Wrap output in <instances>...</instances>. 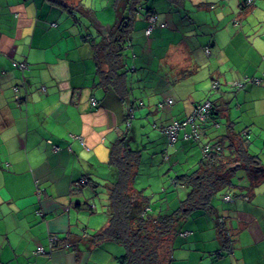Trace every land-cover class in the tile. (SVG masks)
<instances>
[{"label": "crops", "instance_id": "crops-1", "mask_svg": "<svg viewBox=\"0 0 264 264\" xmlns=\"http://www.w3.org/2000/svg\"><path fill=\"white\" fill-rule=\"evenodd\" d=\"M140 1L129 14L125 0H105L120 16L131 19L125 45L135 51L137 43L149 40L138 55L154 63L155 59L150 58L153 50L163 75L151 86H133L138 59L136 54H130L131 59L125 60L122 52L127 72L122 89L117 91L103 86L98 78L91 46L97 41L91 39V33L84 27L95 22V13L103 0H0V264H91V258L93 264H116L114 256L104 259L97 247L100 242L91 241L95 232L89 235L92 230L84 226L83 215L79 216L81 206L87 208L88 203H82L80 197L85 188L96 192L101 181L97 175H102L99 169L104 163L111 179H102L110 187L117 172L108 162L115 149L120 153L116 159L130 167L132 176L140 158L141 126L147 122L152 121V129L161 133V128L186 118L190 110L204 102L211 101L217 110L211 116L213 121L206 122L211 124L209 127L199 126L201 134L196 139H184L185 134H190L188 127L185 132L179 131L181 158L177 161L185 169L171 173L170 183L176 189L187 186H176L173 178L197 170L203 156L201 149L210 144L208 141L214 144L226 135L245 141L253 156L263 155L251 151L248 141L254 135L249 128L264 125V57L260 55L264 44L263 38L256 37L257 31L264 30V19L257 25L254 9L263 1L255 0L250 7L240 10L238 15L243 23L232 26L242 30L245 25L255 32L252 41L259 45L256 51L246 49L249 43L242 35H228L220 30L219 19L214 28L208 25L207 15L205 20L195 17L201 10L218 13L220 6L231 7L232 0H190L189 5L184 0L179 2V8H170L173 5L167 2L170 6L166 10L165 5L160 12L154 8L159 14L158 27L151 36L143 33L146 11L137 19ZM243 2L238 4V10ZM96 25L99 31L112 28L98 22ZM81 26L88 32V41L77 39L84 31ZM194 35L196 44L191 40ZM235 46L244 50L235 51ZM16 60L28 62V68L23 72L14 69L11 62ZM178 68L181 78L174 79L176 84L171 88L173 83L168 79ZM187 76L196 93L190 95L193 98L188 99V106L180 108V119H169L166 112L172 109L175 100L182 101L173 88ZM253 79L262 82L254 84L250 82ZM212 81L219 83L214 91ZM230 82L244 84L236 88ZM18 86L14 93L13 87ZM24 86L25 90L21 88ZM42 87L45 92H41ZM24 95L22 102L14 100V96ZM168 99H173L172 105L164 104ZM161 102L163 107L159 108ZM144 138L142 134L141 140ZM228 141L225 139L223 143ZM53 146H58L59 151ZM227 167H241L240 160ZM262 174L248 189L243 172L242 183L231 189L235 193L221 195V200L229 205L222 208L209 203L208 209L216 215L210 221L212 226L207 223L197 236L187 229L178 230L175 243L199 242L204 249L202 259L206 258L200 264H264V170ZM225 195L230 198L224 200ZM178 203L174 208L180 211L179 221L185 210H180L182 200ZM251 224L258 226L261 234L249 231ZM185 231L189 234L181 235ZM50 237H55L51 248ZM38 246L45 253L35 254ZM200 258L198 255L194 264Z\"/></svg>", "mask_w": 264, "mask_h": 264}, {"label": "rangeland", "instance_id": "rangeland-1", "mask_svg": "<svg viewBox=\"0 0 264 264\" xmlns=\"http://www.w3.org/2000/svg\"><path fill=\"white\" fill-rule=\"evenodd\" d=\"M241 1L242 0H232L231 7L224 6V5L220 6L219 9L221 8V11L218 13L215 10H210L207 12H204L203 10H201L200 15L195 16V17H197L200 20H205L206 18L205 15H207L209 18L208 25H211L214 28L216 26V22H218V19H219L220 21H219L218 26L220 30H224L228 35H232V34H238L239 36L242 35L243 38L249 43L248 45H246V49L248 48L249 51H256L259 45L257 43L254 44L252 41V38H254L255 32L251 31V29L245 25L242 30L241 28H233L231 25L233 19L240 18V15H238L239 13L238 4ZM261 1L263 2H258L256 6L254 7L255 15L258 18L255 21L257 25L261 24L260 19H264V0H261ZM167 2L168 0H141L140 5L142 4L143 6L138 12L137 19L140 20L142 18L143 14L145 13V8L148 7L150 3L152 4V5L150 4L151 6H153L155 9H157V11L160 12V9L162 8L163 5H165V8H164L165 10L167 9L168 6H170ZM185 4L189 5L190 0L185 1ZM170 8H174V7H170ZM189 9H191L190 11L195 13V10L193 8H189ZM185 14L186 13H184L183 15ZM85 19L83 22L84 24H86ZM115 20L117 21L116 11H114V9L111 8L110 5H106L105 0H103L102 5L98 9V11L95 13V22L91 23L90 25L86 24L84 25V27H86L87 30L91 33L92 40L99 41L102 39V35L97 28V25H96L97 22L100 24L111 26L115 22ZM84 27L81 26L82 29ZM187 27L189 28V26ZM87 34L88 32L86 30L83 31L81 36L79 33L77 35L78 41L81 42L83 40L82 37H85ZM256 37L263 38L262 43L264 44L263 28H262V31H257ZM196 38L197 37L195 35L194 37H192L191 40L193 41V44H196ZM142 41L144 44L139 42L135 45L134 47L135 51H133L129 47L127 48V50L126 48L123 49L125 60L131 59L130 54H134V55L136 54V58L139 61L138 63V61H136V58L134 59L136 61L135 64L137 65V70L134 75L133 86H136V85L137 86H141V85L151 86L154 83V81H156L159 78V76L163 75V72L157 67V64H156L157 56L156 54L153 53V50L150 52V58L155 59L154 63H151V61L144 59L142 55H138V51L141 50L142 46L146 45V43L149 40L143 39ZM86 43L87 45H91L89 42H86ZM234 49L235 51H242L244 50V47L235 46ZM260 55L261 57L262 56L264 57V49H262V52L260 53ZM13 62H14L13 65L15 66L21 63H24V61L19 62L18 60L13 61ZM15 69L20 71L16 67ZM175 70L177 71L174 73L173 77L168 79L169 83H173L171 88L176 84L174 79L181 78L180 75L182 74V72L179 71V68ZM194 88H195L194 83L190 79L189 76L186 77V80L178 81V85H176L173 89L175 91L177 90L176 95L178 98H181L182 101L179 100L178 103L176 100L175 102L173 101L174 104L172 105V109L166 112V115L170 117L169 119H174V118L180 119L181 118L182 110L180 108L184 109L186 106H188V103L190 102L188 101V99L193 98L190 95L196 93V90H194ZM13 92L15 93L14 87H13ZM197 92H200V91H197ZM231 98L234 101L233 95L231 96ZM177 107H179V109H177ZM194 110L195 109L190 110L189 115ZM163 112L160 111L161 115H165ZM134 118L135 117H133V119ZM207 118L205 120L197 119L195 121V125H201V127H205V125L209 121H213L212 117L209 116L208 122L206 123ZM127 123L126 125L129 126V121ZM151 124H152V121L147 122L145 125L141 126V129H142L141 135L143 134L145 138L144 140H141V135H140L138 139L140 158L137 160L138 164L135 165L133 168L134 179L131 183V186L137 192L138 196L140 195V196L145 197V200L147 203L145 204V207H149L150 209L148 214H154V212L156 214L160 210H161L160 211L161 214H167V212L170 213V212L176 211L177 208L175 209L174 207L176 205L177 206L180 205L178 203L179 200L184 201L185 196H187L188 193L190 192V189L187 187L186 188L183 187L185 189L183 188L176 189L170 183L172 172H177V171L183 172V170L185 169V168H181L180 166L182 163H178L177 161V158H181L180 156L181 154V148H180L181 147V140H180L181 132L179 133V135H177L178 137L176 138L177 142L175 140L173 144L175 142L176 143L172 146H171L172 143L169 142L167 136L165 135L168 141V145H167L164 134L160 132L158 133L155 132V130L152 129ZM210 125L211 124H207V127H209ZM186 127L190 128L189 125H186L184 128H182V131L185 132ZM262 127L260 126H256V128L250 127L249 131L252 132L256 138L253 135L252 138H250V140L248 141L250 142L251 151L255 152L257 150L259 153L263 154L261 156L258 155L260 158L258 162L264 169V125ZM148 136H150L152 139L149 140L147 138ZM208 142L211 144V141H208ZM103 162H106V161H103ZM104 165H106V163H104ZM104 165H101L99 169L100 174L102 175L101 176L99 174L97 175L101 179V181H99L100 186L97 188L96 192L94 191V189L85 188V190L83 189V193H81L82 195L80 197L82 203H85V202L88 203L87 208H85L83 205L81 206V209H80L81 211H79V216L83 215L84 226L92 230L91 232H89V235H92L95 231L103 227L106 224L107 218H108L109 201H108V194H107L108 192H107V187H106L107 185L103 181L102 177L103 178L107 177L111 179V174L110 172H107V168H105ZM238 169H239L238 172H236V174L232 175L231 177V184L234 185L233 187L238 186L243 181V168L239 167ZM190 170H188L187 172H189ZM104 172L107 173V175ZM240 173H242V175ZM209 186L213 188V187H217V184L216 183L214 184L212 181L209 180ZM231 189L232 188L226 189L225 191L224 190L216 191L214 193L215 195H213V197L209 199V203H215V204L217 203L221 205L222 208H225L226 205H229V203L223 202L221 200V195L224 193L234 194L235 192H231ZM184 190L186 191L188 190V192L186 193ZM177 195H178V198H177ZM78 201L80 202V200ZM148 201H149V204H148ZM238 202H240V200H238ZM169 206H171V208L168 210ZM181 215L183 216L180 218V220L176 221L177 223L175 225V233L172 236L168 235L166 236V238L163 237L162 240L160 241L158 252L159 254H161L162 262L163 264H167V262H169L170 264H194V262L198 258V255H201L200 261L197 262V264L204 263L206 259V258L202 259V255L204 254V249L201 247L199 242L194 241V242H191V245H189L190 243L188 244L186 241L180 242L178 240L175 243L174 237H177L176 235L177 231L182 230V229L183 230L187 229L192 234L195 233L196 236L201 234L203 232L202 228L204 227V225H207V223L210 224V221L214 219L216 215L215 213L211 212L210 209H208L207 205L206 207L191 208L186 213L181 212ZM210 226L212 225L210 224ZM149 230L151 231L152 228H150ZM249 231L259 233V234H261L262 232L261 229L255 224L250 225ZM188 238H181V239L184 240ZM97 247L101 251V254H103V257H105L106 253L108 254V252L120 254V251L117 249V247H120V249H122V251L124 252V248L122 246H118L114 242L104 241V242H101L100 245ZM195 247H198V248H195ZM189 250H192V251H189ZM93 260L94 259L91 258L90 260L91 264H93L92 263Z\"/></svg>", "mask_w": 264, "mask_h": 264}, {"label": "trees", "instance_id": "trees-1", "mask_svg": "<svg viewBox=\"0 0 264 264\" xmlns=\"http://www.w3.org/2000/svg\"><path fill=\"white\" fill-rule=\"evenodd\" d=\"M125 1V7L130 14L137 5V0ZM180 1L184 0H168V3L173 5L174 8H179ZM254 1L255 0H244L242 6L239 8V11L250 7ZM150 4L145 8L146 19L148 20L149 17L154 15L157 16V19L154 23L153 29L148 35L145 34V29L148 25V21L146 20L147 24L143 30V33L146 36L151 35L154 28L158 27L159 14L155 11L154 7L151 6L152 4ZM130 21L131 19L128 17L124 15L120 16L117 13V21L115 20V23L111 26L112 28L110 30L99 31L102 35V39L97 42H93L91 45L94 51L93 56L98 78L101 79L103 86H111L117 91L122 89L124 85L123 79L125 78V73L127 72L124 68L125 65L122 63V52L124 48L127 49L129 46H126L125 42L130 30ZM241 22H243L242 19H233L231 25L239 27V25L242 24ZM51 26H55V23H52ZM160 26L162 27V25ZM82 39L83 41H88V35L82 37ZM204 53H208V48L204 50ZM132 56H134V54ZM11 63L12 66H14V69L16 67L21 72L27 69L26 62H24L26 65L25 68L13 65V61ZM213 82L218 81H212V91H214L212 88ZM19 87L20 86H18V88ZM21 88H24L25 90V86ZM44 89L45 87H42L41 92H45ZM26 95H28L27 91ZM14 98L17 103H20L22 102V99L25 98V95L22 97L14 96ZM91 100V104L93 105L95 101H93V98ZM168 100H171V103L167 105H172L173 100ZM165 103L167 102H164V104ZM158 105L159 108L163 107L162 102L158 103ZM216 114L217 110L213 107L211 102L209 116H215ZM189 116L182 120H177L176 122H184ZM209 116L206 122H208ZM173 122L175 121H171L170 123ZM193 123L186 124L190 126V133L192 131V126L195 124ZM153 126L156 127V125ZM199 126L201 127V125ZM195 127L196 135H191L189 137L190 139H196L197 136L201 134V128L203 127ZM163 128H161V133L165 136V133L162 131ZM226 137V135L221 136V139L218 142L214 144H207L209 148L206 152L201 149L203 156L196 171L189 174L177 175L173 178L176 186H187L190 188V192L186 196L185 200L182 201V208L180 209L185 210V213L194 207H206V205L208 207L209 199L216 191L223 190L224 188L229 189L234 186L231 184V177L236 174L239 169L236 167H227V164L233 161L240 160L241 168H243L244 175L246 173V177L249 182L248 189L252 187L257 177L263 175L262 173L264 169L259 164L258 157L253 156L247 151V143L241 139V141H237L235 138L231 139ZM225 139H229V141L223 143ZM172 145L174 144L172 143L171 146ZM53 147L56 152L59 151L58 146ZM119 154V151L115 149L111 153L110 162H108L110 167H115L114 169L117 173L112 184L107 188L109 201L107 222L99 230L95 231L91 241L93 243L108 241L114 242L118 246H122L124 248V252L120 249V247H117L120 254L108 252V254L106 253L104 257V259H110L109 256H114L113 258L117 264H163L161 254L158 252V247L160 246V241L163 237L166 238V236H172L175 233V225L177 218L180 215V211L177 210L167 214H161L160 211H158L156 214L155 212L154 214H148L150 209L149 207H145V204H147L145 197L140 195L138 196L137 192L135 193L131 186L134 175L132 174L131 176L130 167L124 165L123 160L116 159ZM122 157L126 159L125 156L122 155ZM131 159L132 156H130L129 161H131ZM209 180L214 184L216 183L217 187L211 188L209 186ZM37 191L41 194V189H38ZM226 197H229V195H225L223 199L225 200ZM150 228H152L151 231L149 230ZM189 233L191 234L190 231ZM189 233L187 232V234Z\"/></svg>", "mask_w": 264, "mask_h": 264}, {"label": "built area", "instance_id": "built-area-1", "mask_svg": "<svg viewBox=\"0 0 264 264\" xmlns=\"http://www.w3.org/2000/svg\"><path fill=\"white\" fill-rule=\"evenodd\" d=\"M156 19H157V16L154 15V16L149 17V19L147 20L148 21V25H147V28L145 29V34L146 35H148L151 32V30L153 29V26H154V23L156 22ZM18 66L20 68H25L26 67V65L24 63H21ZM263 78H264V75H263ZM250 82H253L254 84H260L262 82V80H260V79H253ZM243 84H244V82H230V85L231 86H234L236 88L242 87ZM218 87H219L218 82H213L212 88L214 90H216ZM14 90L17 91L18 90V87H14ZM170 103H171V100H168L167 101V104H170ZM194 109L195 110L192 111L191 115L186 119V121L181 122V123L175 121V122L170 123L169 125L165 126L162 129V131L165 133V135L167 136V138H168V140H169L170 143H173L176 140L179 131L182 130V128H184L186 124L193 123V122L195 123V121L197 119L205 120L207 118V116L209 115V112L211 110V103L208 102V101L207 102H204L203 104L197 105L196 107H194ZM127 122L128 121H126V123ZM195 126H198L199 127V125H195L194 124L192 126V128H191V130H192L191 133L189 135L185 134L184 135V139H187L191 135H196V131H195L196 130V127ZM208 148H209V146L206 145L204 147L203 151L206 152L208 150ZM229 198L230 197H226V199H229ZM186 234H187V232H184L181 235H186ZM54 241H55V237H50L49 238V247L50 248L52 247L51 245H52V243ZM34 253L35 254H43V253H45V250H44V248L42 246H38L35 249Z\"/></svg>", "mask_w": 264, "mask_h": 264}]
</instances>
